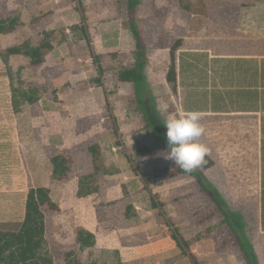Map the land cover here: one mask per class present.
I'll list each match as a JSON object with an SVG mask.
<instances>
[{
	"label": "rangeland",
	"instance_id": "1",
	"mask_svg": "<svg viewBox=\"0 0 264 264\" xmlns=\"http://www.w3.org/2000/svg\"><path fill=\"white\" fill-rule=\"evenodd\" d=\"M225 1L232 8L228 11L230 20L225 22L230 23L231 29L237 26L241 7L257 6L256 0H211L209 8H214L215 17L225 13ZM128 3V0H81V3L0 0V21L17 20L13 31L0 34V230L17 229L24 219L29 190L46 187L51 190L53 200L63 206L58 212L46 214L45 239L55 264L73 259L81 264L178 261L192 264L171 242L162 246L161 250L168 255L164 260L153 252L145 256L137 254V258L115 254L114 247L121 244L133 247L171 237L173 228L180 230L200 264H247L231 230L222 227L223 215L197 181L164 158L167 148L150 126L135 87L119 78L121 71L134 69L136 65L139 41L131 29L133 20L142 33L147 54L145 75L158 109V115L151 112L150 117L166 135L163 123L168 115L183 112V96L171 92L165 77L171 66L170 46L184 36L179 20L188 24V15L179 0H143L131 20ZM196 5L206 19L200 20L197 35L187 37L185 44L186 48L197 49L195 58H191L198 65L195 82L201 95H207L205 91L216 88L215 83L221 80L219 90L225 91L229 82L234 81L227 79L232 77L227 73L242 69L221 68L211 59L212 53L210 57L201 54L202 48L215 47L227 57L262 55L261 22L256 14H247L241 22V30L247 35L227 28L220 36L219 32H211L208 25L205 11L208 5ZM244 24L246 27H242ZM82 28L89 42L81 39L85 35L80 32ZM47 32L54 43V50L46 52L48 64L32 67L22 56L9 59L1 56L27 40L39 45ZM73 56L76 58L71 60ZM70 68L71 73H66ZM20 82L25 88L30 85L40 88L42 106L23 107L20 113L14 112L12 87H19ZM60 88L66 95L62 100L65 116L58 117L54 113L63 107L59 105L63 97L59 95ZM74 93L84 101L69 98ZM91 97L96 100H90ZM143 98L150 108L149 94L144 93ZM78 102H84V113L71 115V109L82 106ZM184 106L188 111L227 110L213 108L207 99L198 98L185 101ZM262 118L264 123V114ZM199 123L203 133L198 142L207 148L206 155L214 161V166L204 173L223 201L242 214L248 239L259 263L264 264V153L256 116L202 113ZM93 150L99 154L98 170L90 153ZM56 155L68 157L70 165L74 163L70 179H53L51 158ZM87 197L88 202L77 200ZM91 221L98 224L99 246L79 251L78 233L91 227ZM130 224L137 231L130 232L133 230Z\"/></svg>",
	"mask_w": 264,
	"mask_h": 264
},
{
	"label": "trees",
	"instance_id": "2",
	"mask_svg": "<svg viewBox=\"0 0 264 264\" xmlns=\"http://www.w3.org/2000/svg\"><path fill=\"white\" fill-rule=\"evenodd\" d=\"M128 1V13L132 17L136 13L137 8L142 4V0ZM79 3H81V0H79ZM184 8L189 11L190 7L185 6ZM132 19L133 17L131 20ZM16 23L17 20L15 19L0 21V34L13 31ZM131 29L136 39L139 41L138 51L136 53V65L134 69L121 71L119 73V78L124 83L133 84L138 103L146 111L150 121V126L159 135L160 139L164 142V145L167 148L165 133L159 129L157 123L150 117L151 112L156 114V103L153 99H150L152 104L150 108H148L143 99L142 92L143 89L147 87V77L145 75L147 54L142 43V33L136 28L133 20L131 21ZM82 31H85V29L82 28ZM50 36L49 32L44 33L43 40L39 43V45H34L30 40H27L18 46L9 48L7 52L1 56L5 59H9L13 56H22L29 60L30 66H41L45 62L46 52L53 49V43L50 40ZM82 39L89 42L87 34H85ZM182 45L183 41L178 39L170 46L171 66L167 73V82L171 84L174 93H177V55L182 49ZM12 92V106L15 113H20L23 107L30 108L38 104L42 99L40 88L36 85H30L25 88L23 87V82H20L19 87H12ZM242 94L244 96L246 92H242ZM201 97V93H196L194 98H200V100H202L203 98ZM219 102L220 100L216 99L213 108L219 107L222 109L223 107L219 106ZM262 149L264 153V143ZM90 153L92 154L95 166L94 168L95 170H98L97 162L99 154L95 150ZM51 163L53 165L52 176L54 180H65L68 178L69 174L73 172V162L72 165H70V159L64 155H56L55 157H52ZM212 166H214V161L206 155L204 162L188 175L197 181L201 190L207 195L211 202L215 204L218 212L223 215L221 221L222 227H224V229L231 230L234 239H236L238 243L239 250L244 253L247 258V264H260L254 246L249 241L246 234L245 221L242 214L232 210L229 205L223 201L222 195L218 192L217 188L208 181L204 173V170H207ZM262 187L264 188V179ZM59 209V205L53 200L51 190L49 188H31L27 194L24 219L20 226L15 230H0V264H55L54 256L49 251L45 239L46 214L49 211L58 212ZM172 231L171 237L176 242L182 253L188 256L193 264H199L198 260L189 249V242L180 235V230L178 231L177 228H173ZM96 244L97 239L93 233L89 231H80L78 233L77 246L79 251L83 252L86 250H93L96 247ZM66 264H81V262L73 259L71 262Z\"/></svg>",
	"mask_w": 264,
	"mask_h": 264
},
{
	"label": "crops",
	"instance_id": "3",
	"mask_svg": "<svg viewBox=\"0 0 264 264\" xmlns=\"http://www.w3.org/2000/svg\"><path fill=\"white\" fill-rule=\"evenodd\" d=\"M190 1H191V4L187 5L185 3V0H179V3H180L182 10L185 13H187V15H188V18H187L188 24H185L183 22L184 20H181V19L179 20L182 22V23H179V25H180L181 30H182L181 32L183 33L184 36L179 37V39H181L183 41V45H182V49H181L182 52H180V58H178L177 96L179 95V93H180L181 97L183 96L182 97V99H183V102H182L183 112L188 111V110H185V106H184L185 101L193 100L196 93H201L200 88L197 86V84L195 82L196 76L194 74L195 68L196 67L198 68V65L196 64L197 62H195L194 60L191 59V58H195V56H196L195 51H197V49L186 48V46H185L186 41H187L186 38L187 37L192 38L193 36L197 35V34H195L196 30H199L201 28L200 26H198V24H200V20H203L205 18V13L200 14L198 12L199 9L197 8L196 4L202 3V4L208 5V6H206L205 11L207 12L206 16L208 17L207 18L209 21L208 25L210 27L211 32H213V33L219 32L218 34L221 36V34H223L222 33L223 29H225L226 32L228 31L227 28L231 29L230 23L225 24V22L230 20L229 17H231V14L228 13V11H232V8L227 5L226 1H225L226 6H225V4H224L225 7L223 6V8L225 9V13H222L221 15H219L220 17H218V18H217V16L216 17L214 16L215 10H212L214 8H212V9L209 8L210 4L212 3L211 0H202V1L199 0L200 2L197 0H190ZM256 2H257L256 3L257 6L255 8L250 9L249 7H244V6L240 8V14L238 17L237 26L231 30H234V32H238V33H242V34L247 35V32H245V31L242 32V30H241V22L243 23L242 19L247 17V14L248 15L250 14V16H253L254 14H256V16H258V19L261 22V23H259L260 29H261L259 34L264 36V1L256 0ZM142 3H143V0H142ZM185 6L190 7L189 11L185 10V8H184ZM253 9H254V11H253ZM202 12H204V9H202ZM212 12H214V14ZM195 20H196V22H195ZM190 22H193V23L191 24ZM242 27H246V25L244 24ZM76 29H74V31H77ZM85 31H82V29H80L81 34H83V33L87 34V33H85ZM215 35L216 34H214L213 36H215ZM82 38L83 37H81V39ZM261 39H262L261 40L262 43H264V38H261ZM82 40H85V39H82ZM52 50H54V43H53V49ZM202 50H203V52L201 54H204V56L210 57L209 54L212 53L213 58H211V59L216 60L214 62H217L218 63L217 65H221L220 66L221 68L229 67V71L231 70V68H239V69H242V71L241 72H235V70L234 71L232 70L230 72L228 71L229 73H227V74H229V75L231 74V76H232V77L227 78V79H229V81H230V79H233L234 81H236L235 80L236 78H240V79L238 82H234V81H233V83L229 82V84L227 86H226V83H223V85L226 86L224 88L225 91H220V90H222V80H221V82L215 83L216 88H214V89L208 88V90L205 91L207 93V95H202V97H201L204 100L207 99L208 103L210 105H215V101H216V99H218V100H220L219 106L223 107L222 109H227V110H225V111H212L211 110L209 112L204 111L201 113H213V114H235V113H239V114H243V116H256L257 132H259L261 134V151L263 154L262 146L264 143L263 142L264 141V129H263L264 123H263L262 116L264 114V54L254 56V57H250V55H242V56H240V55H236V56L232 55L231 56L230 55L228 57H232V58H228L226 53H224V54L221 53L215 47L202 48ZM184 51H188V52H184ZM70 58H71V60H73L72 58H76V57L73 56ZM223 60H228V61H223ZM46 61H47V58H45V62ZM45 62L42 65H44ZM46 63L48 64L49 62H46ZM71 70L72 69L70 68V70H69L70 72H66V73H71ZM219 74H218V76H219ZM165 78H166V83L169 84L167 82V76ZM213 78H216V76H214ZM224 80H226V79H224ZM67 84H68L67 81L65 83H63L64 87H67ZM72 84L73 83H71V85ZM169 85H171V84H169ZM170 90L172 93H174L172 90V86H171ZM61 92L62 91L60 88L59 95L63 96V97H60V99L62 101V100H65L66 95L61 93ZM242 92H246V94L243 96ZM79 93H81V92L79 91ZM144 93L149 94L150 99H153L155 101V99L153 97H151V95H150V83H149L148 79H147V87L144 88L143 92H142L143 97H144ZM174 94H176V93H174ZM68 96H69V98L74 99L75 101H77V100L78 101H80V100L84 101V99H81V95H79L78 93L77 94H75V93L70 94ZM45 99H47V97H45ZM198 99H200V98H198ZM229 99L232 101L229 102L228 101ZM90 100H96V98L91 97ZM41 103H42V99L38 104H36V106H42ZM64 103H65V101H62L59 103V105L61 107L62 106L63 107L61 108V110H58L57 112H55L54 115H56L58 117L65 116V111H64L65 104ZM78 103L82 106L71 109L72 110L71 115H75L76 112H78L77 115H79L80 112L84 113V109H83V106L85 105L84 102H82L83 104L81 102H78ZM237 105H239L240 108L233 109ZM34 106H32V107H34ZM92 107H94V106H92ZM156 115H158V111H156ZM41 117H44V116H41ZM258 121H259V123H258ZM72 159L74 160V158H72ZM73 166H74V163H73ZM51 174L53 175V166H52V173ZM70 176H71V174H69L68 178H66V179H70ZM262 183H263V175H262ZM85 199H86V202L89 201V197L81 198V199L77 198L78 202H82V203ZM93 201H94V199H92V202ZM59 208L63 209V206L60 204ZM210 216L212 217V213ZM97 227H98V224L96 226L91 221V227L86 228V231H89L96 236V239H97L96 247L99 246L98 245L99 238H98V233L96 230ZM130 227H132V229H133V230H130V232L137 231V229L135 227H133L131 224H130ZM169 242H171L172 244H174V243L176 244V242L172 239V237H168L164 240L159 239V240L154 241V242L152 240H149L143 244H134L133 247H131V245L121 244V246L114 247V248H115V250H117V251H115L116 252L115 254H117L121 257L125 256V254H126V255H128V257H130L131 255H134L135 258H137L136 257L137 254L145 256L144 255L145 253L147 254V252H153L152 254L157 255V257L159 259L163 258L162 260H164V259L168 258V257H166L168 255H166V253H167L166 251H162L161 249L163 248L162 246L164 244H168ZM107 243H109V242H107ZM111 244H108V245L111 246ZM176 247L178 248L177 244H176ZM110 248H112V247H110ZM171 248L175 249V247L173 245H171ZM192 254L194 255V253H192ZM194 256L198 260L197 255H194ZM257 257H258V255H257ZM246 260H247V258H246ZM178 262L176 264H179ZM198 262H199V260H198ZM192 264H193V262H192ZM199 264H200V262H199Z\"/></svg>",
	"mask_w": 264,
	"mask_h": 264
},
{
	"label": "clouds",
	"instance_id": "4",
	"mask_svg": "<svg viewBox=\"0 0 264 264\" xmlns=\"http://www.w3.org/2000/svg\"><path fill=\"white\" fill-rule=\"evenodd\" d=\"M201 118L200 111H187L170 114L164 121L167 129V150L164 158L172 161L186 174L196 170L204 162L207 154V148L198 142L203 133L199 123Z\"/></svg>",
	"mask_w": 264,
	"mask_h": 264
}]
</instances>
